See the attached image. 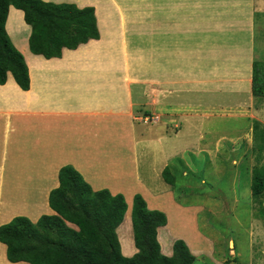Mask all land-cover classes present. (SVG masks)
Returning a JSON list of instances; mask_svg holds the SVG:
<instances>
[{
	"label": "crops",
	"instance_id": "1",
	"mask_svg": "<svg viewBox=\"0 0 264 264\" xmlns=\"http://www.w3.org/2000/svg\"><path fill=\"white\" fill-rule=\"evenodd\" d=\"M42 1L93 8L99 38L63 48L59 58L34 55L23 12L9 7L6 33L24 58L30 86L21 90L10 73L0 85V226L17 216L36 222L54 214L48 196L69 165L94 191L123 195L127 211L116 229L123 256L137 252L130 211L139 194L149 210L166 216L157 230L164 256L182 240L195 257L212 258L214 243L198 230L195 211L176 202L162 177L174 154L158 148L172 135L183 139L189 120L200 128L209 111H242L262 122L264 98L252 94V74L264 54V0ZM238 139L232 151L253 146L251 133ZM140 148L151 154L150 165L139 166ZM0 264L27 263L8 262L0 243Z\"/></svg>",
	"mask_w": 264,
	"mask_h": 264
},
{
	"label": "trees",
	"instance_id": "2",
	"mask_svg": "<svg viewBox=\"0 0 264 264\" xmlns=\"http://www.w3.org/2000/svg\"><path fill=\"white\" fill-rule=\"evenodd\" d=\"M23 12L31 28L30 52L46 59L59 58L63 48L76 49L99 38L94 9H78L73 4H54L42 0H0V85L10 73L23 91L30 86L28 68L22 54L6 33L9 7ZM252 94L264 98V64L255 62ZM254 139L264 152V130L253 123ZM164 181L173 185L169 167L162 171ZM251 196H264V160L252 171ZM52 215H42L36 222L17 216L0 226V243L6 247L10 263L27 264H194L182 240H176L172 256L160 252L157 230L167 223L164 213L149 210L139 194L133 196L130 219L137 252L125 257L120 250L116 229L127 211L123 195H112L107 189L94 191L72 166L58 171V186L48 196ZM258 217L264 220L260 203Z\"/></svg>",
	"mask_w": 264,
	"mask_h": 264
},
{
	"label": "rangeland",
	"instance_id": "3",
	"mask_svg": "<svg viewBox=\"0 0 264 264\" xmlns=\"http://www.w3.org/2000/svg\"><path fill=\"white\" fill-rule=\"evenodd\" d=\"M259 25V33L264 34V26ZM256 59L264 64V54H258ZM209 112L211 115L202 120L200 128L189 120L183 139L172 135L158 148L161 151L170 148L168 154H174L168 167L173 178L169 189L176 202L192 207L195 214L190 215L195 216L198 230L216 249L212 258L197 255L194 264H215L218 260L223 264H264V220L258 217L264 196L255 200L250 192L252 171L264 160V152H259L257 139L251 148L245 143L242 150H231L242 144L240 135L246 132L254 135L255 121L240 116L242 111ZM261 119L260 128L264 130V117ZM199 131L204 132L200 139ZM248 147L254 152L246 151ZM138 156L139 166L151 164L152 156L146 155L143 148L138 150Z\"/></svg>",
	"mask_w": 264,
	"mask_h": 264
},
{
	"label": "built area",
	"instance_id": "4",
	"mask_svg": "<svg viewBox=\"0 0 264 264\" xmlns=\"http://www.w3.org/2000/svg\"><path fill=\"white\" fill-rule=\"evenodd\" d=\"M142 120H143L144 122H147V121L150 120V118H149L148 116H145V117L142 118Z\"/></svg>",
	"mask_w": 264,
	"mask_h": 264
}]
</instances>
